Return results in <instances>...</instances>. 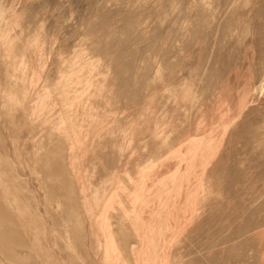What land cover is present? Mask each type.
I'll list each match as a JSON object with an SVG mask.
<instances>
[{"label":"rangeland","instance_id":"obj_1","mask_svg":"<svg viewBox=\"0 0 264 264\" xmlns=\"http://www.w3.org/2000/svg\"><path fill=\"white\" fill-rule=\"evenodd\" d=\"M0 264H264V0H0Z\"/></svg>","mask_w":264,"mask_h":264}]
</instances>
